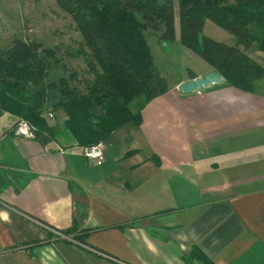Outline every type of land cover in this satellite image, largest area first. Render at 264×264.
I'll list each match as a JSON object with an SVG mask.
<instances>
[{
    "label": "crops",
    "instance_id": "0c3cea01",
    "mask_svg": "<svg viewBox=\"0 0 264 264\" xmlns=\"http://www.w3.org/2000/svg\"><path fill=\"white\" fill-rule=\"evenodd\" d=\"M189 80L114 131L99 166L64 116L45 117L54 138L41 142L1 114L0 264H189L193 248L264 264V83L183 95Z\"/></svg>",
    "mask_w": 264,
    "mask_h": 264
},
{
    "label": "trees",
    "instance_id": "16d2710c",
    "mask_svg": "<svg viewBox=\"0 0 264 264\" xmlns=\"http://www.w3.org/2000/svg\"><path fill=\"white\" fill-rule=\"evenodd\" d=\"M54 1L83 42L76 55L83 56L93 78L83 82L82 91L75 75H64V65L58 70L57 51L23 41L0 51V115L28 122L41 142L54 138L48 111L54 118L63 114L65 129L81 148L103 143L126 124H139L142 109L169 89L144 34L150 30L160 44L174 43L176 15L179 44L194 51L223 84L254 93L264 83V68L246 54L250 48L264 54V0ZM205 20L228 32L235 44L201 36ZM195 77L189 72L190 80ZM188 261L213 264L197 248Z\"/></svg>",
    "mask_w": 264,
    "mask_h": 264
},
{
    "label": "rangeland",
    "instance_id": "374dc122",
    "mask_svg": "<svg viewBox=\"0 0 264 264\" xmlns=\"http://www.w3.org/2000/svg\"><path fill=\"white\" fill-rule=\"evenodd\" d=\"M175 18L174 43L160 44L158 34L150 30L144 34L154 64L169 84L190 71L202 73L209 68L194 51L179 44L177 15ZM201 36L228 46L235 44L233 36L209 20H205ZM14 41L37 43L43 48L57 51L58 70L62 71L64 65V75H75V84L81 91L84 89L83 82L93 78L88 73L83 56L76 55L83 50L79 32L70 17L58 9L54 0H0V51L9 48ZM246 54L264 68L262 54L257 57L254 48L247 50ZM260 87L264 90V86ZM61 116L62 113L56 115L59 119Z\"/></svg>",
    "mask_w": 264,
    "mask_h": 264
},
{
    "label": "built area",
    "instance_id": "2783aa9c",
    "mask_svg": "<svg viewBox=\"0 0 264 264\" xmlns=\"http://www.w3.org/2000/svg\"><path fill=\"white\" fill-rule=\"evenodd\" d=\"M45 117L52 120L54 119V114L51 111H48L45 114ZM12 132L15 136L33 139L34 138V129L26 121L18 120L12 128ZM105 146L103 143H98L94 146L81 148V153L84 157L95 162L96 165H101L104 157Z\"/></svg>",
    "mask_w": 264,
    "mask_h": 264
},
{
    "label": "water",
    "instance_id": "95a60500",
    "mask_svg": "<svg viewBox=\"0 0 264 264\" xmlns=\"http://www.w3.org/2000/svg\"><path fill=\"white\" fill-rule=\"evenodd\" d=\"M223 83L222 77L212 71L201 78H194L179 85L178 89L183 95H190L195 92H205V90L212 86L221 85Z\"/></svg>",
    "mask_w": 264,
    "mask_h": 264
}]
</instances>
